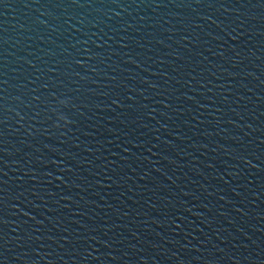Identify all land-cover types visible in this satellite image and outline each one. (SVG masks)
Listing matches in <instances>:
<instances>
[{"label": "water", "instance_id": "obj_1", "mask_svg": "<svg viewBox=\"0 0 264 264\" xmlns=\"http://www.w3.org/2000/svg\"><path fill=\"white\" fill-rule=\"evenodd\" d=\"M0 264H264V0H0Z\"/></svg>", "mask_w": 264, "mask_h": 264}]
</instances>
